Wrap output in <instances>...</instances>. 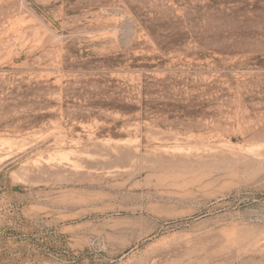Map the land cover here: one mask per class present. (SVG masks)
Masks as SVG:
<instances>
[{
	"label": "rangeland",
	"instance_id": "obj_1",
	"mask_svg": "<svg viewBox=\"0 0 264 264\" xmlns=\"http://www.w3.org/2000/svg\"><path fill=\"white\" fill-rule=\"evenodd\" d=\"M0 264H264V0H0Z\"/></svg>",
	"mask_w": 264,
	"mask_h": 264
}]
</instances>
